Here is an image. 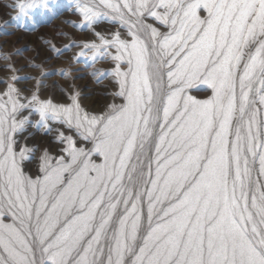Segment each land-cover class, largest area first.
I'll list each match as a JSON object with an SVG mask.
<instances>
[{
	"label": "snow or ice",
	"instance_id": "obj_1",
	"mask_svg": "<svg viewBox=\"0 0 264 264\" xmlns=\"http://www.w3.org/2000/svg\"><path fill=\"white\" fill-rule=\"evenodd\" d=\"M74 14L91 38L50 47L107 61L112 102L18 86L42 65L4 57L0 264H264V0H74ZM31 129L51 137L35 173Z\"/></svg>",
	"mask_w": 264,
	"mask_h": 264
},
{
	"label": "rangeland",
	"instance_id": "obj_2",
	"mask_svg": "<svg viewBox=\"0 0 264 264\" xmlns=\"http://www.w3.org/2000/svg\"><path fill=\"white\" fill-rule=\"evenodd\" d=\"M15 2L16 0H0V66L10 62L5 56L10 57L18 68L29 61L42 65L41 69L23 67L18 75L29 78L22 79L18 86L32 87L38 80H42L44 94L54 95L58 100L66 99V90L71 86L80 91L82 102L90 108L98 109L105 103L112 102L114 81L110 75H102L97 71L109 68L107 61L75 62L71 58L77 48L72 47L57 56L50 47L55 44L57 48L63 49L74 38H91L89 31L78 26L74 0H48L47 9L41 8L35 15L29 14L27 17L18 15V9L13 6ZM61 70L65 74H61ZM41 72L47 74L41 76ZM5 75V71L0 68V77ZM193 94L203 97L208 91L206 86L199 85L193 89ZM31 131L29 146H35L38 150L29 169L35 173L39 149L47 146L51 137L46 136L41 129Z\"/></svg>",
	"mask_w": 264,
	"mask_h": 264
}]
</instances>
